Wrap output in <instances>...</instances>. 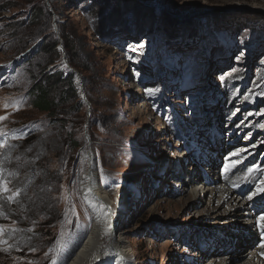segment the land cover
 Returning <instances> with one entry per match:
<instances>
[{
    "label": "rangeland",
    "instance_id": "374dc122",
    "mask_svg": "<svg viewBox=\"0 0 264 264\" xmlns=\"http://www.w3.org/2000/svg\"><path fill=\"white\" fill-rule=\"evenodd\" d=\"M48 72L74 90L55 83L50 114L26 98ZM0 117V264H67L98 210L103 242L116 233L127 264H217L235 251L264 262V223L224 237L234 218L207 216L223 179L246 197L264 173V0H0ZM178 149L194 166L219 153L223 169L193 174L208 179L195 181L205 198L159 171ZM89 164L108 207L83 191ZM241 164L251 169L235 177Z\"/></svg>",
    "mask_w": 264,
    "mask_h": 264
},
{
    "label": "bare ground",
    "instance_id": "6f19581e",
    "mask_svg": "<svg viewBox=\"0 0 264 264\" xmlns=\"http://www.w3.org/2000/svg\"><path fill=\"white\" fill-rule=\"evenodd\" d=\"M218 137H219V134L215 137L217 148H219V146H220L219 140L217 141ZM197 142H198V145H197L198 148H195L194 150L201 151L200 154H203V156H204L205 153H208V148H205L202 151L200 148H203V146H201V145L204 144V141H200V142L197 141ZM201 143H203V144H201ZM190 148H191V146H190ZM253 148L254 147H250L248 150H251ZM194 150L192 149V151H194ZM243 152L244 151H242V153ZM190 155L192 156L191 150H190ZM207 155H205V159L202 161V163L200 165L194 166L193 173L195 172L196 175H197V173H199V171H200V173L203 171L202 167H206L204 163L208 164L209 167L214 166V163L216 162L215 157L209 159V157H206ZM175 158L180 162V165L182 168L183 163H181V160L185 157L182 155L179 156V154H177V156H175ZM217 158H220V157H217ZM160 164L162 167L165 166L164 162H161ZM172 164H173V161H172ZM172 164H171V169L173 171L174 169L172 167ZM244 166L245 165H243V164L237 166L235 177H240L247 171L246 169H248V170L251 169V168L247 167L245 169V171H242V170H244L243 169ZM230 168L231 167H229V170H227L228 173H231ZM190 170L191 169H189L188 171H190ZM248 172H250V171H248ZM95 175L96 174H95V171L93 169V165L89 164L87 169H86V172L84 173L83 176H81V181L83 183V191L85 192V194L87 196H89L90 200H93L95 202H100L102 205L106 204L108 207V205L110 204L108 195L105 192L101 191V188L98 186V182H97ZM195 176L192 177L191 174L185 175V177H192L191 181H190V183H192L190 194L194 199L195 198H199V199L202 198L203 199V198H205L203 191L201 189H197L196 188L197 186H195V178H197L198 175L196 177ZM206 176L208 177L209 175H206ZM256 178L259 179L258 181H260V184H258L257 187L260 186L261 184H264V173L260 174V172H259V176H257ZM214 180L210 181L212 183V185L215 184V182H220V179H218V178H216L215 181ZM223 180L224 181L221 184L222 186L220 185L219 188H216V190H212L209 193V200H208L209 204H211L213 202L212 205H214V201H216V202H215L214 208H210V209L208 208V210H207L208 219L212 220L215 218H219L221 216H224L225 218H229V217L234 218V219L232 218L233 221L225 223L226 225H228V227L223 228L222 234L226 233L227 231L229 234V232H231V228H233V229L238 228L237 230H239V232H243V231H245V229H248L247 231H249L250 228L253 226L258 225L261 227V225H259L258 221L262 222L264 220V215L261 216L262 218L261 217L260 218L258 217V219L255 218L254 207H256V205H258L261 201H263L262 199H264V189H260V187H258V189L256 191L251 192L252 194L250 196L243 197L242 195H243L244 191L236 189V188L230 189L231 184L234 183L233 180H230V181L229 180L227 181V179H223ZM205 183L209 184L208 179L205 180ZM244 188H246V187H244ZM206 192H208V191H206ZM249 200H252L254 202V203L252 202L253 203L252 207H250L248 205ZM125 205H126V203H124L122 205V207L125 208ZM250 205H251V203H250ZM221 209H223V212H221L223 214H220V212H218ZM123 210H125V209H123ZM123 210L120 206L118 208V210H115L112 213L113 219H117L114 221H116V222L118 221V219L122 216ZM213 213H216V215ZM93 214H94L93 215V221H92V225L89 229L88 234L86 235L84 241L82 242L80 247L77 249V251L74 253L73 257L68 261L67 264H127L130 261L129 257H128V252L124 248V246L122 244V240L119 239L120 237H118L116 235V233L113 236L111 235L108 237L106 245L103 242L104 241L103 240L104 235H105V226H104L103 218H102L103 211L98 210V211L93 212ZM241 221H245V222H242V224L240 225ZM238 223H239V225H238ZM109 227H110L109 232L112 233L111 225H109ZM228 234L227 233L224 234V237L229 236ZM235 236L237 237V240L241 241L242 238L239 239V237H243V236H245V234L244 235L242 234L239 236V233H238L237 235L235 234ZM230 244L231 243L228 244V247ZM230 249L233 250V244H232ZM226 250L223 249V252ZM228 258L229 259H227V258L220 259L217 264H231L235 260H242V261H236L235 264H244V263L245 264H264L263 261H261L260 259L255 257L250 252L243 254L242 252L238 253L235 251L234 253H231ZM213 263H214V260L211 261V264H213Z\"/></svg>",
    "mask_w": 264,
    "mask_h": 264
},
{
    "label": "trees",
    "instance_id": "16d2710c",
    "mask_svg": "<svg viewBox=\"0 0 264 264\" xmlns=\"http://www.w3.org/2000/svg\"><path fill=\"white\" fill-rule=\"evenodd\" d=\"M54 61L56 60H52L51 63H53ZM43 78L45 80L36 82L34 84V86L28 92L26 98L27 101L33 106V108L41 112H46L50 114L52 113L53 109L56 108L55 98L51 97V89L53 85L55 83H60L61 81L64 80L67 82V85H69L70 92L74 93V90L71 87L72 84L70 83L71 76L63 79V74L61 72H56L55 74L48 72V74L44 75ZM68 91L69 89H65L64 91H61V94L59 95V100L64 99L65 96L67 95L66 92Z\"/></svg>",
    "mask_w": 264,
    "mask_h": 264
},
{
    "label": "snow or ice",
    "instance_id": "6c2138e0",
    "mask_svg": "<svg viewBox=\"0 0 264 264\" xmlns=\"http://www.w3.org/2000/svg\"><path fill=\"white\" fill-rule=\"evenodd\" d=\"M0 119H4L3 117H0Z\"/></svg>",
    "mask_w": 264,
    "mask_h": 264
}]
</instances>
